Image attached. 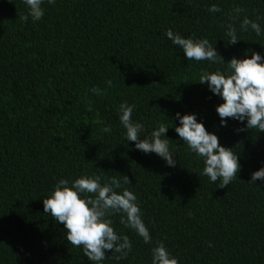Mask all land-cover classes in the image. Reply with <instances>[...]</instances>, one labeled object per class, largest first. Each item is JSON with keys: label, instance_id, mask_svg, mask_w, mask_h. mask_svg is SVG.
<instances>
[{"label": "trees", "instance_id": "trees-1", "mask_svg": "<svg viewBox=\"0 0 264 264\" xmlns=\"http://www.w3.org/2000/svg\"><path fill=\"white\" fill-rule=\"evenodd\" d=\"M212 5L221 10L208 11ZM43 8L40 21H25L23 0H0V264H90L42 201L59 179L80 175L115 178L118 192H134L152 237L145 243L121 214L111 215L131 250L109 251L101 264H151L159 242L179 264H264V181L249 185L264 166V133L237 134L244 125L231 119L219 127L222 101L199 76L227 66L219 57L188 61L164 35L207 38L226 63L264 51V33L240 28L247 17L264 29V0H45ZM125 102L144 125L142 138L170 128L175 168L125 143L118 118ZM176 112L197 113L239 155L241 171L228 186L201 175L202 159L175 133Z\"/></svg>", "mask_w": 264, "mask_h": 264}, {"label": "clouds", "instance_id": "clouds-1", "mask_svg": "<svg viewBox=\"0 0 264 264\" xmlns=\"http://www.w3.org/2000/svg\"><path fill=\"white\" fill-rule=\"evenodd\" d=\"M23 2L28 8L27 15L23 17L25 21L29 17L33 21L43 18L45 0ZM47 3L55 4V0H47ZM220 10L217 5L208 9L212 13ZM235 11L239 14L242 9L237 8ZM249 27L257 36L264 33L260 24L245 17L240 28L247 31ZM164 35L173 45L182 49L188 61L216 63L219 57L220 62L227 66L223 71L202 70L199 76V84L206 85L208 91L222 101L215 107L220 120L219 127H227L231 119L244 125L235 130L237 134L250 129L264 133V51L249 49L242 57L233 56L226 63L207 38L184 37L171 29ZM226 35L230 37L229 44L238 43L236 28L231 24L227 26ZM106 83L111 86L110 80ZM91 91L96 96L102 94L99 88ZM134 107L126 102L119 105L118 118L124 129L125 143L135 142L136 150L145 155L155 154L166 167L175 168L176 156L170 151L166 136L170 128L159 125L142 138L144 125L132 120ZM88 110L91 111V107ZM174 120L178 122L174 130L180 141L187 145L191 153L202 159L201 175L213 183L220 180L222 188L228 186L241 171L239 155L231 148L222 146L216 132L208 131L197 113L176 112ZM103 131L111 132V127H104ZM257 181H264V166L251 173L249 185H256ZM124 183H130L127 176H124ZM119 188L121 183L115 178L102 183L99 175H80L72 181L59 179L47 196L42 198L44 212L57 224L64 225L66 241L82 248L90 264H101L109 251L111 254H127L125 250H131L128 236L119 235L112 226L113 221L109 217L113 214H121V224L134 230L145 243L151 242L152 237L144 223L137 196L127 189L118 192L116 189ZM151 264H179V261L163 242H159L151 249Z\"/></svg>", "mask_w": 264, "mask_h": 264}]
</instances>
